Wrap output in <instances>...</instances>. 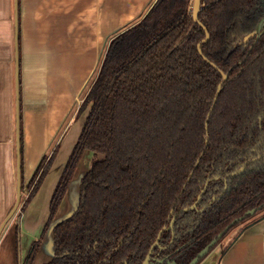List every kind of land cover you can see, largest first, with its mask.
<instances>
[{
    "label": "trees",
    "instance_id": "1",
    "mask_svg": "<svg viewBox=\"0 0 264 264\" xmlns=\"http://www.w3.org/2000/svg\"><path fill=\"white\" fill-rule=\"evenodd\" d=\"M193 1L156 0L111 39L79 107L78 116L89 113L48 222L22 264L35 263L86 152L78 208L54 227L55 255L45 264H143L206 186L200 210L163 232L151 264H190L220 234L211 251L264 218V34L240 44L264 18V0H203L206 29L194 21ZM222 73L228 79L211 113ZM59 148L43 157L23 210Z\"/></svg>",
    "mask_w": 264,
    "mask_h": 264
},
{
    "label": "crops",
    "instance_id": "2",
    "mask_svg": "<svg viewBox=\"0 0 264 264\" xmlns=\"http://www.w3.org/2000/svg\"><path fill=\"white\" fill-rule=\"evenodd\" d=\"M155 1L102 0L97 26L95 17L86 14L89 24L100 34L96 32L89 49L92 68L79 84L75 75L77 57L80 60L87 58L86 52H79L78 41L73 43V30L72 39L65 44L63 40L55 44L45 37L46 30L52 29L50 24L59 21L58 17L52 18L51 12L55 7L52 11L47 10L50 18L44 22L39 17L46 7L42 8L43 0H0V231L18 201L19 148L23 181L19 208L0 233V264H22L46 227L53 193L84 126L76 116L89 77H93L99 67V37L108 39L112 29L120 31L137 21ZM115 3V7L122 5L127 9L120 12L114 7L112 11L111 6ZM33 5L35 9L32 11ZM93 6L89 4L86 10ZM105 22L108 32L104 34ZM59 144L53 167L35 198L23 210L30 193L29 183L39 164ZM86 154L90 157L88 167H83V170L79 167L55 222L75 209L78 177L88 171L91 163V153ZM82 163L83 159L81 166ZM53 254L52 233L48 230L34 264H43L41 260L51 258ZM210 260H215L211 264H264V218L241 234L232 236L225 245H218L200 264H210Z\"/></svg>",
    "mask_w": 264,
    "mask_h": 264
},
{
    "label": "rangeland",
    "instance_id": "3",
    "mask_svg": "<svg viewBox=\"0 0 264 264\" xmlns=\"http://www.w3.org/2000/svg\"><path fill=\"white\" fill-rule=\"evenodd\" d=\"M33 0H31L32 2ZM94 1V2H93ZM114 2H118V0H112ZM129 1V0H127ZM93 2V3H92ZM89 4H94L93 7H90L89 10H86V8L88 7ZM32 4H30L31 7ZM43 7H45L44 11L41 10L40 16L39 14H37V16H39L40 18H43L42 20L45 22L50 18V14L48 13V9L52 11V9L54 10L55 7V11H52V18H57L59 19L58 22L52 23L50 24V28L49 30H46L47 34L45 35L46 40L53 42L55 44L58 43V41L63 40V43L65 44L66 42L70 41L69 39H72V30H73V43L78 41L80 47H79V52H86L85 56L87 59H83L80 60L79 56H75L77 57V73L75 75L77 82L79 84L82 83V81L84 80L85 76L87 75V73L90 71V69L92 68V56H90V45L95 41V37H96V32L99 33V30H94V27L89 24L88 20L85 18L86 14H92L93 17H95V21L96 26L98 25V21H99V16H101V14H99V10L102 7V0H43ZM52 5V8H51ZM117 4L115 3L114 5L111 6V9L113 11L114 7ZM116 10H119L120 12L125 11L127 9V6H120V7H115ZM35 9V6L33 5L32 7V11ZM58 9V10H57ZM64 11L62 12L61 11ZM88 11V13H87ZM79 12H85V14L80 15ZM49 15V16H47ZM33 16V15H32ZM84 17V18H81ZM31 21H33V18H31ZM113 15H112V23L113 25L115 24L113 22ZM107 22H105V30H104V34L108 32L107 29ZM129 26V25H128ZM127 27V26H126ZM126 27H124L122 30L126 29ZM72 29V30H71ZM120 30V31H122ZM120 31L115 29L111 30V37L106 39V38H102L99 37L100 39V47L98 49V59L102 56L103 52H105V50H107L109 43L111 41V39L118 34ZM64 51L66 50L65 47L63 49ZM78 53V51H77ZM65 54V52H64ZM78 55V54H77ZM101 55V56H100ZM73 57V62L75 61ZM101 59V58H100ZM65 67V66H64ZM74 72V70H73ZM90 80V81H89ZM89 82L88 85L86 86L85 90L83 91L82 95H81V99L79 101V105L81 106V104L83 103V100L90 88L89 84L91 85V83L95 80V73L92 76L89 77ZM89 113V109L82 115L80 116H76L77 119H79V123L80 125L83 126L87 115ZM89 154H87L84 158H83V163L81 166V169L83 170V167L87 166L89 164V159L90 157H88ZM49 157V156H48ZM92 161V158H91ZM90 161V162H91ZM255 213V212H253ZM252 211L250 212V214H253ZM254 215V214H253ZM244 225L238 226L237 228H235L224 240H222L221 244L225 245L227 243V241L232 238V236L236 235L240 229L243 227ZM53 248V246H52ZM54 249V248H53ZM53 257H45L43 258L41 261L43 262V264H45L46 262H49L50 259H52ZM212 262H215V260H210V264Z\"/></svg>",
    "mask_w": 264,
    "mask_h": 264
},
{
    "label": "water",
    "instance_id": "4",
    "mask_svg": "<svg viewBox=\"0 0 264 264\" xmlns=\"http://www.w3.org/2000/svg\"><path fill=\"white\" fill-rule=\"evenodd\" d=\"M202 1H203V0H194V1H193V7H192V10H193V18H194V21H195L196 23H198V24H200V25L203 26V24L201 23L200 18H199V15H200V12H201V9H202ZM16 22H17V25H18V16H17ZM203 27H204V26H203ZM204 28L206 29V27H204ZM263 34H264V19H262V20L260 21V23H259L258 27L256 28V30H255L254 32L250 33L249 35H247V36H246V37L240 42V44H241V45L248 44V43H249L251 40H253L254 38H256L255 42H257V41L261 38V36H262ZM209 39H210V33L207 31V32H206V38H205V39L199 44V46H198V48H199V52H200L201 54H202V49H201V48H202V45H203L204 43H206L207 41H209ZM212 65L215 66L214 64H212ZM222 75H223V81H222V83H221L220 86H219V89H218V92H217V95H216V98H215L214 105H213V107H212V109H211V113L213 112V110H214V108H215V106H216V104H217V102H218V100H219L220 93H221V91L223 90V84H224V83L226 82V80L228 79V75H227V74L222 73ZM211 113H210V115L208 116V120H207V122H209V120H210ZM206 127H208V123H207V126H206ZM19 145H20V142H19ZM82 159H83V158H82ZM257 160H258V158L254 159L253 161L255 162V161H257ZM18 161H19L18 201H17V203H16V205H15V207H14L12 213H11L10 216L8 217V219L3 223L2 227H1V231H0V233H1V232L3 231V229L5 228L7 222L13 217V215H14V214L16 213V211L18 210L19 205H20V202H21V198H22V173H21V154H20V148H19ZM81 161H82V160H81ZM80 164H81V162H80ZM80 164H79V166H78V169H79V170H80L79 167H81ZM247 165H248V163H247L246 165H244L239 171L235 172V173L232 174V175L235 176V177L238 176V175H240L241 173H243V172L245 171ZM78 169H77V172H78ZM86 172H87V171H86ZM86 172H85L83 175H80V176L78 177V180H79V182H78V188H79V190H78V195H77V197H76V206H75V209H74L71 213H68L66 216L61 217L59 221H56V222H55V220H54L52 226H51L50 229H49V230L51 231V233H52V246H53V248H54V234H53V233H54V231H53V230H54V227H55L58 223H60V222L64 221L65 219L71 217V216L76 212V210H77V208H78V204H79V193H80V184H81V180H82V178L84 177V175L86 174ZM75 176H76V174H75ZM75 176H74V177H75ZM73 179H74V178H73ZM72 183H73V180H72V182H71V184H70V187H71ZM70 187H69V189H70ZM206 188H207V186L203 189V191L201 192V194H200L199 197H198V200H197L192 206L187 207V208H184V209L180 210L178 213L174 214V216H173V218H172V221H171L169 227H166L163 231H161L160 236L158 237V239H157V241L155 242V244L152 246V248H151V250H150V252H149V255L147 256V258H146V260L144 261L143 264H151V262H152V254H153V251H154V249L159 245L161 235L163 234V232H164L165 230H171V231H174L176 220H177V218L179 217V215H180L181 213H184V212H190V211H193V210H200L199 206H200V204H201L202 197H203V195H204V193H205V191H206ZM227 190H228V187H226L225 192H226ZM216 200H217V198H214V199H213V201H216ZM205 208H206V207H205ZM252 212H254V211H252ZM228 229H229V227H228ZM222 236H223V233L220 234L219 237H218L217 239L213 240V241H212V242H211V243H210V244H209L204 250H202V251H201V252L195 257V259H193V260L191 261L190 264H200L201 261H202V259H205V257L208 256V254L210 253L211 249H212V248L218 243V240H219ZM42 245H43V244H42ZM41 248H42V247H41ZM53 250H54V254H53V257H54V255H55V249H53ZM159 262L162 263L163 261H159ZM170 264H177V263H176V262H171Z\"/></svg>",
    "mask_w": 264,
    "mask_h": 264
},
{
    "label": "flooded vegetation",
    "instance_id": "5",
    "mask_svg": "<svg viewBox=\"0 0 264 264\" xmlns=\"http://www.w3.org/2000/svg\"><path fill=\"white\" fill-rule=\"evenodd\" d=\"M263 19H264V18H263ZM261 37H262V36H261ZM255 40H256V39H255ZM255 159H256V158H255ZM253 160H254V159H253ZM255 162H256V161H255ZM246 164H247V163H246ZM246 164H245V165H246ZM248 164H249V162H248ZM247 166H248V165H247ZM245 170H246V169H245Z\"/></svg>",
    "mask_w": 264,
    "mask_h": 264
}]
</instances>
